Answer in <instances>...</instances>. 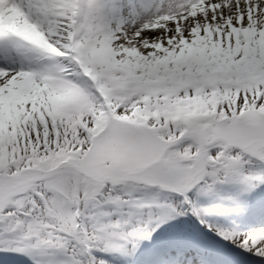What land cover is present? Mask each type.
Wrapping results in <instances>:
<instances>
[{"label": "snow or ice", "instance_id": "snow-or-ice-1", "mask_svg": "<svg viewBox=\"0 0 264 264\" xmlns=\"http://www.w3.org/2000/svg\"><path fill=\"white\" fill-rule=\"evenodd\" d=\"M0 264H264V0H0Z\"/></svg>", "mask_w": 264, "mask_h": 264}]
</instances>
